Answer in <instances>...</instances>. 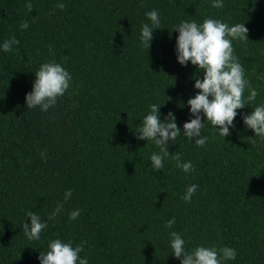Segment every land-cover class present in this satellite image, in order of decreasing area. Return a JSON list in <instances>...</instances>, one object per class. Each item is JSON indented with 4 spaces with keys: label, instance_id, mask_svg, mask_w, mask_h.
<instances>
[{
    "label": "trees",
    "instance_id": "trees-1",
    "mask_svg": "<svg viewBox=\"0 0 264 264\" xmlns=\"http://www.w3.org/2000/svg\"><path fill=\"white\" fill-rule=\"evenodd\" d=\"M61 3L62 10L56 7ZM212 5L0 0V264H40L39 253L53 239L74 247L83 242L79 256L88 264H180L170 231L181 235L189 252L198 246L234 248L236 258L221 264H264V140L242 119L264 103V0ZM151 10L159 12L160 29L153 30L147 49L141 25L150 24L145 13ZM206 18L244 23L248 41L232 45L258 95L236 110L229 136L222 138L205 121L202 135L208 139L198 147V137H185L183 124L194 118L187 101L199 91L194 83L203 72L177 62L173 29ZM13 36L19 44L5 52L2 45ZM48 61L71 74V86L49 109L27 108L34 73ZM248 94L246 89L245 99ZM152 104L160 105L161 120L171 111L181 129L167 145L171 154L163 170L151 169L150 155L159 147L136 139ZM177 153L194 171L176 167L171 157ZM192 184L197 191L185 202ZM58 204L61 211L48 221ZM76 209L79 216L70 220ZM28 211L48 224L39 240L24 235Z\"/></svg>",
    "mask_w": 264,
    "mask_h": 264
},
{
    "label": "clouds",
    "instance_id": "clouds-1",
    "mask_svg": "<svg viewBox=\"0 0 264 264\" xmlns=\"http://www.w3.org/2000/svg\"><path fill=\"white\" fill-rule=\"evenodd\" d=\"M212 6L222 8L223 0H213ZM56 7L62 10L65 5L61 3ZM26 8L31 11L33 5L28 3ZM145 16L150 24L141 25L140 39L148 49L153 30L160 29V15L157 10H151L146 12ZM27 27L26 21L21 24L22 29ZM173 30L178 32L175 48L177 62L182 66L190 62L196 66L198 72H203L202 80L196 79L194 83V88L199 91L187 101L191 116L194 118L183 124V134L189 140L198 137L195 144L204 147L208 139L207 136L202 135L205 121L210 122L216 130L218 127V133L222 138L229 136V129L234 127L233 121L237 116L236 110L244 108L258 95L245 79L244 69L234 55L232 45V40L248 41V29L244 23L230 26L220 20L206 18L199 24L195 21H181ZM17 44L19 41L13 36L5 40L2 47L5 52H10L13 50L12 46ZM34 75L32 90L25 95L27 108L39 106L41 110H47L55 105L57 99L71 86V74L55 61L42 63ZM246 89L249 93L247 99L244 98ZM159 106L156 104L149 106L148 114L144 116L136 130L139 132L136 139L151 140L160 149L159 152H152L150 155L152 170H163V161L171 154L167 151V145L181 133L171 111L163 120L160 119ZM242 119L244 125L253 131L254 136L264 140V103L252 108L251 113L243 115ZM252 143L255 144L256 141L252 140ZM171 158L176 161V167L185 173L194 171L192 163L182 162L179 153ZM197 188L196 184L188 186L182 199L190 202ZM71 194V189L65 192V201L71 198ZM61 209L62 205L58 204L48 214L47 220H53ZM79 213V209L73 210L69 214V219H76ZM26 216L29 219L22 225L24 235L29 240H39L42 230L48 227L47 222H43L41 216L32 211L26 212ZM174 223L175 218H172L167 221L165 227L171 229ZM169 237L172 254L180 260V264H221V259L236 258L234 248L217 249L215 246H198L189 252L178 232L170 231ZM47 248L46 252L39 253L40 264H88L86 257L79 256L83 251V242L74 247L71 242L53 239L49 241Z\"/></svg>",
    "mask_w": 264,
    "mask_h": 264
}]
</instances>
